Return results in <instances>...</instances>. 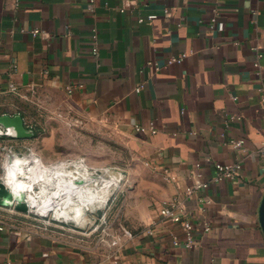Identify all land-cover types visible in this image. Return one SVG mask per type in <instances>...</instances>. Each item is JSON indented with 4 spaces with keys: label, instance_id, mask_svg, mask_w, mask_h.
<instances>
[{
    "label": "crops",
    "instance_id": "1",
    "mask_svg": "<svg viewBox=\"0 0 264 264\" xmlns=\"http://www.w3.org/2000/svg\"><path fill=\"white\" fill-rule=\"evenodd\" d=\"M257 48L264 53V0H0V102L14 82L101 136L111 128L131 155L129 169L112 168L128 188L116 192L115 227L127 243L113 259L70 229L30 233L23 223L0 231V264H264ZM13 109L0 103L35 142L51 132L55 142L49 120L35 127ZM239 139L245 152L230 144ZM22 141L2 143L27 148ZM238 161L239 177L213 181L217 164ZM200 181L208 188L188 195ZM175 201L195 225L197 248L173 243L183 229L161 210Z\"/></svg>",
    "mask_w": 264,
    "mask_h": 264
},
{
    "label": "built area",
    "instance_id": "2",
    "mask_svg": "<svg viewBox=\"0 0 264 264\" xmlns=\"http://www.w3.org/2000/svg\"><path fill=\"white\" fill-rule=\"evenodd\" d=\"M222 29H223V25L221 24L220 30ZM35 33L38 34L39 31L35 30ZM96 37L97 35L95 34L94 38L96 39ZM93 53L95 55L98 54L97 47H94ZM263 56H264L263 51L257 48L255 67L257 68L258 72H260V67H261L260 62ZM185 57H186L185 54L181 55L180 57H175L171 60V63L182 62L185 59ZM8 91L9 94L11 95L14 94L21 96L22 98L29 99V94L27 93L30 92L31 90L27 88L23 89L16 83L11 82ZM262 91L264 93V90ZM262 100L264 101V94L262 96ZM0 116H8V115L0 114ZM12 117H14V115ZM232 119H236V118L232 117ZM28 130H30L34 134L33 136L34 138L35 137L34 130L32 129H28ZM139 130L143 132L146 131L145 128H139ZM151 130L153 133L156 132V130H154L153 128H151ZM5 139H18V138L16 137V134L12 129L5 128L0 124V167L2 168L3 172L5 171L6 158L13 154H19L17 153V150H15L14 147L2 143ZM230 144L233 146L234 149L245 152L244 140L242 139L232 140ZM256 153L261 158L264 159V142H262L260 148L257 150ZM75 162L80 163V161H72L65 164L67 171L71 167H76L74 166ZM197 166L200 165L198 164ZM242 168H243V164L240 161L229 164H217L216 176L214 177L213 181L218 182L221 180H235L237 177L241 175ZM101 170L104 169L101 168L97 172L100 173ZM199 176L201 177L202 175ZM68 182H70V179H68ZM123 184H124V180L121 184L116 183L113 185V189H114L113 196L110 198L108 204L102 211H100L97 215H92L93 223L89 225L86 229H80L68 222H59L53 219L55 210L57 209L60 210L73 204V201L70 198H68V195L65 193L59 199L55 200L51 204L52 206L56 207V209L50 212L35 211L30 208H28L27 212H21L17 210L15 205L14 206L0 205V231H5L7 229L12 231H20V228L22 227L23 223L31 227V231H29L30 233L31 232L52 233L55 232L56 229L59 230L70 229L73 234L80 235V237H82L84 241L90 240L92 243L95 242L97 247L108 250L109 252L108 258L113 259L116 256V254H118L125 248L127 243L125 235L119 232L115 227V222H116L115 213L118 205L117 198L115 197H116V192L119 189H121ZM208 186L209 183L207 181H200L197 184H195L194 187L188 189L187 194L188 195L192 194L194 189H206L208 188ZM202 202L205 205H207L210 203V200L209 199L202 200ZM3 212H7L8 216L4 215ZM161 216L165 220L180 224L183 229L184 232L183 238H179V237L173 238V243L175 246H184L187 249H194L198 247L199 243L195 239V225L192 222V220H190L187 217V211L182 202L175 201L172 202L171 204L166 205L161 210ZM23 219H31L32 221H34L36 224L39 225L36 224L30 225L26 222H23ZM210 229L211 227L208 224H204V231H210ZM5 264H12V262L7 261L5 262Z\"/></svg>",
    "mask_w": 264,
    "mask_h": 264
},
{
    "label": "rangeland",
    "instance_id": "3",
    "mask_svg": "<svg viewBox=\"0 0 264 264\" xmlns=\"http://www.w3.org/2000/svg\"><path fill=\"white\" fill-rule=\"evenodd\" d=\"M31 98L32 97L25 99L13 94L12 97L5 98L1 100L0 103H12L17 111L26 110L28 116L31 115L30 120L35 127L36 125L40 126L41 122H44L46 119L49 120L48 125L52 126L50 131L55 129V132L57 133L55 134L54 143L51 141L52 132L45 136L47 139L49 138L46 141L40 140L35 142L33 138L22 141H27L28 143L26 144L27 148L21 147V145H19V149L15 148L17 153L21 154L20 156L24 157L28 154H35L45 165L56 164L55 166H57L62 163H69L83 159V163L89 165L90 169L116 167L121 170L129 169L130 162H128V157L131 156L129 150L127 149V146L117 142L116 134L111 128L106 135L101 136L96 130L87 128V122L83 121V123H78L80 121H76L78 119L74 114L69 117V112H73H71L67 106H64L62 111L53 107L51 102L45 105V103L40 100V97ZM36 107L42 108L43 110L41 109V111L38 112ZM69 107L72 109V106L69 105ZM13 115L15 116V114ZM24 145L25 143H23V146ZM19 154L13 155L19 156ZM74 166H79V163L75 162ZM3 173L4 172L0 167V176L3 175ZM125 181L126 176L124 175L123 185H125ZM122 188L126 191L128 190L127 185ZM39 189V186H37L35 190L38 191ZM35 200L37 201L38 199H33L31 205H34ZM117 201L119 202V199H117ZM3 214L8 216L7 212H3ZM23 222L30 225L36 224L31 219H23Z\"/></svg>",
    "mask_w": 264,
    "mask_h": 264
},
{
    "label": "water",
    "instance_id": "4",
    "mask_svg": "<svg viewBox=\"0 0 264 264\" xmlns=\"http://www.w3.org/2000/svg\"><path fill=\"white\" fill-rule=\"evenodd\" d=\"M0 124L5 128L12 129L18 139L26 140L32 139L34 134L28 130L22 117L17 116H0ZM67 173L69 174L71 195L73 204L63 209L54 211L53 219L59 222H68L80 229H86L93 223L92 215H97L108 204L110 198L114 194L113 185L121 184L124 180V175L116 172H105L101 170L100 173L96 171L85 172L76 167H71ZM66 190L60 188L53 192V200L49 201L52 204L59 199ZM67 194V193H66ZM48 202V201H47ZM46 203V200L43 201ZM0 205L2 206H16L17 210L21 212L28 211L25 197L12 198L9 190L0 183ZM260 222L264 230V199L260 210Z\"/></svg>",
    "mask_w": 264,
    "mask_h": 264
},
{
    "label": "bare ground",
    "instance_id": "5",
    "mask_svg": "<svg viewBox=\"0 0 264 264\" xmlns=\"http://www.w3.org/2000/svg\"><path fill=\"white\" fill-rule=\"evenodd\" d=\"M82 160H79V166L76 168L88 172L90 166L83 163ZM5 164V171L0 176V182L6 186L12 198L24 196L28 208L35 211H54L56 207L48 202L54 199L53 192L60 188H64L68 198H71V195L68 194L71 191V184L68 182L69 174L65 166L66 163L57 166H55L56 164L45 165L35 154H28L24 157L20 155L8 156ZM104 171L118 173L112 168H104ZM37 186L40 191L35 190ZM35 198L38 200H35L34 205H31V201Z\"/></svg>",
    "mask_w": 264,
    "mask_h": 264
},
{
    "label": "trees",
    "instance_id": "6",
    "mask_svg": "<svg viewBox=\"0 0 264 264\" xmlns=\"http://www.w3.org/2000/svg\"><path fill=\"white\" fill-rule=\"evenodd\" d=\"M35 137H36V136H35ZM35 137H34V138H35Z\"/></svg>",
    "mask_w": 264,
    "mask_h": 264
}]
</instances>
